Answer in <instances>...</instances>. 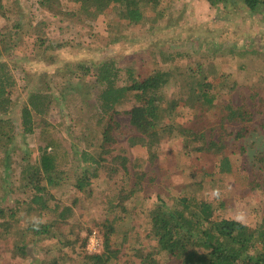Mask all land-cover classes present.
<instances>
[{
    "label": "rangeland",
    "instance_id": "374dc122",
    "mask_svg": "<svg viewBox=\"0 0 264 264\" xmlns=\"http://www.w3.org/2000/svg\"><path fill=\"white\" fill-rule=\"evenodd\" d=\"M18 1H5L6 9L0 13V48L16 81L9 115L16 126V139L9 159L0 154V207L11 209L24 198L22 169L38 165L40 149L52 142L59 158L65 160L62 169L67 179L51 190L52 204L72 207L74 216L67 223H58L56 233L31 245V257L25 259L14 252L17 232L7 236L0 228V264H80L81 251L66 254L62 250L70 229L88 238L87 253L102 252L100 230L113 218L106 210L114 195L120 196L121 203L114 212L119 218L114 244L121 253L111 264H140L142 256L157 250L148 226L149 209L159 196L171 203L192 183H203L205 200L223 204V217L249 229L261 225L264 35L258 27L249 31L237 26L242 19L233 0L219 10L211 8L206 0H165L167 16L162 19L158 12L148 10L141 26H128L117 9L91 19L73 0H54L48 8L40 5L41 0ZM10 49L16 52L14 58L7 57ZM164 53L174 54L175 59L165 61ZM105 62H113L122 70L120 85L154 71L166 73L169 83L163 91L165 104L171 108L173 103L175 110L171 109L172 116L165 113L163 126L178 125L205 134L208 141H224V156L229 157L233 173H219L222 156L187 153L188 138L176 137V132L171 135L160 129L152 147L147 139L131 145L130 139L139 135L127 114L133 101L118 107L114 116L118 143L102 148V113H96V99L88 96L94 72L81 82L85 70L80 65L86 63L96 71ZM130 69L132 75L127 73ZM200 90L213 100L212 105L203 103L205 97ZM31 93L46 95L51 101L50 111L46 116L35 115V132L25 135L22 109ZM229 107L244 108L246 120L231 121ZM44 120L47 126L42 129ZM104 123L107 127L110 120ZM46 130L50 135L43 134ZM84 151L90 154L88 161L84 160ZM116 157L129 159L128 172ZM94 158L100 161L98 177L92 181L91 191L80 193L73 187L74 181L84 170L91 175L97 170L91 161ZM137 160L146 172L142 179L131 169ZM18 218V227L39 221L38 214L29 208L21 209ZM157 259L156 264H178L164 253Z\"/></svg>",
    "mask_w": 264,
    "mask_h": 264
},
{
    "label": "trees",
    "instance_id": "16d2710c",
    "mask_svg": "<svg viewBox=\"0 0 264 264\" xmlns=\"http://www.w3.org/2000/svg\"><path fill=\"white\" fill-rule=\"evenodd\" d=\"M5 1L7 0H0V13L6 9ZM17 1L15 0V2ZM52 1L54 0H41L40 5L43 8H48ZM73 1L80 3L83 12L91 19L97 18L109 9H117L120 18L128 26L143 25L147 19L148 10L158 12L162 19L167 16L165 7L168 6L165 0ZM206 1L211 8L219 10L229 0ZM233 1L235 2L236 14L239 12L242 19L237 26L242 25L249 31L258 27L259 32L263 30L260 35H264V0ZM243 24H248L249 28ZM7 54V57L14 58L13 55L16 52L10 49ZM164 57L165 61L170 60L172 62L175 59L172 53H164ZM85 64L80 65L81 70H85L80 81L86 82L85 76L94 72V85L88 96L91 99H96V113H102V116H99V124L104 127L102 128V148L118 143L114 133L119 128L117 129V124L114 122V116L119 112L118 107L133 101V106L127 114L130 116L131 125L139 135L130 139L131 145H137L142 140L147 139L148 146L152 147L155 146L156 136H159L158 131L160 129V131L168 130L171 135L176 132V137L188 138L187 153H207L217 157L222 156L218 165L219 173H233V166L229 157L224 156V141H208L205 134H195L178 125L174 127L173 124L163 126L165 113L172 116L170 112L173 110L171 109L175 110L173 103L170 105L171 108L165 104L163 91L169 83L166 73L161 70L154 71L148 77L134 78L131 84L120 85L122 70L115 63L105 62L97 67L96 71H92ZM93 67L96 66L92 65L91 68ZM127 73L132 75L133 70L130 69ZM197 84L202 87L200 82ZM15 86L16 81L12 74L11 65L4 58V53L0 48V154L8 159L16 139V126L9 117L13 106L12 90ZM202 91L200 90V92ZM202 93V96L205 97L203 103L212 105L213 100L205 92ZM50 103L51 101L44 94L31 93L29 95L28 104L22 109V128L25 135H31L35 132L33 117L35 115L46 116L50 111ZM228 112L231 121H245L248 114L244 108L229 107ZM106 119L110 120L107 127L104 123ZM46 126L44 120L42 129H45ZM43 134L50 135L47 130ZM192 136L194 137L192 138ZM51 143L40 149L42 154L38 165L29 164L22 169L21 178L24 185L21 193L24 198L18 199L16 206L11 209L0 207V228H3L4 235L7 236L12 232H17L18 239L14 244V252L23 259L31 257L33 250L31 245H35L41 239L56 233L58 223H67L74 216L72 207L52 204L54 196L51 190L61 186L67 179L64 176L65 171L62 169L65 160L59 158L56 145ZM108 152L112 153V150ZM82 155L86 161L91 158L86 151ZM117 160L121 168L128 172L130 169L129 159L116 157ZM91 161L96 164L97 170L92 175L90 171L84 170L82 176L74 181L73 187L80 193L91 191L92 181L98 177L100 161L97 158L91 159ZM261 163L264 167V158L261 159ZM143 167V163L139 160L131 166V169H134V174L140 179L146 175ZM203 190V183H192L171 203L161 196L158 197L147 215L150 220L148 226L152 228L157 250L142 256L140 264H156L158 256L163 253L170 259L177 261L178 264H264V218L257 229H249L236 220L223 217V204L217 206L205 200L202 196ZM119 197V195L117 197L112 196V201L107 204L109 208L106 211L112 214L113 218L101 226L102 252L87 253L88 238H82L73 229H70L68 235H65L62 250L67 251L66 254H76L77 251H81L79 255L82 258L80 264H111L112 261L118 259L121 249L115 247L114 239L118 233L119 218L114 216V212L116 207L121 204ZM24 208L35 211L39 221L18 227L16 225L19 221L18 216L21 209Z\"/></svg>",
    "mask_w": 264,
    "mask_h": 264
}]
</instances>
